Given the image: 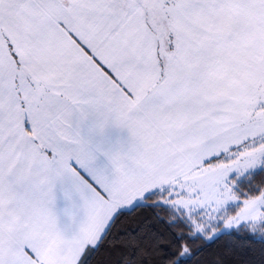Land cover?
<instances>
[{
  "label": "snow or ice",
  "instance_id": "obj_1",
  "mask_svg": "<svg viewBox=\"0 0 264 264\" xmlns=\"http://www.w3.org/2000/svg\"><path fill=\"white\" fill-rule=\"evenodd\" d=\"M0 264H264V0H0Z\"/></svg>",
  "mask_w": 264,
  "mask_h": 264
}]
</instances>
